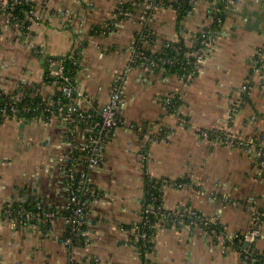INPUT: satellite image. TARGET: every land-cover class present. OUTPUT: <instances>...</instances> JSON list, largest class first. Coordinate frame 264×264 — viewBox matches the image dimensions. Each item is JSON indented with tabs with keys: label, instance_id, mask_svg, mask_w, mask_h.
<instances>
[{
	"label": "crops",
	"instance_id": "0c3cea01",
	"mask_svg": "<svg viewBox=\"0 0 264 264\" xmlns=\"http://www.w3.org/2000/svg\"><path fill=\"white\" fill-rule=\"evenodd\" d=\"M31 1L36 5L31 32L37 48L19 40L11 30H2L0 88L15 90L25 80L40 87L44 98L53 97L56 84L44 81L48 60L77 51L79 43L87 40L77 85L90 100L84 101L83 107L101 111L116 77L128 66L145 5L135 4V13L118 21L109 34L90 35V30L111 21L120 5L129 0ZM209 9L208 2H200L181 22L173 8L157 11L149 24L155 41L151 50L160 52L174 40L192 48L199 30L212 27ZM224 18L215 37L214 55L188 88L178 75L140 66L130 69L121 111L125 127L114 132L101 167L92 174L100 194L87 212L89 235L85 244L68 249L63 245L68 225L59 216L49 228L15 230L2 224L3 264H62L73 258L78 264H139L125 229L140 219L145 176L188 180L186 188L165 190L163 205L167 210L189 208L216 218L228 234H242L251 228V210H264V170L252 154L210 146L200 140L197 131L222 128L229 106L237 103L239 112L232 127L237 135L249 138L264 134V85L251 86L240 102L255 51H264L263 0H240L226 7ZM172 93L178 95L180 111L189 118L191 127L178 128L164 140L148 145L146 138L165 113L161 98ZM169 123L175 125L173 120ZM67 132L58 121H0V204L43 202L55 212L67 207L64 181L56 168L57 158L67 149ZM75 135L77 144L85 141L81 130ZM147 148L150 158L143 162ZM198 189L205 195L197 194ZM256 247L264 250V231ZM150 260L154 264H243L238 251L223 249L201 228L179 226L165 227L156 235Z\"/></svg>",
	"mask_w": 264,
	"mask_h": 264
},
{
	"label": "built area",
	"instance_id": "2783aa9c",
	"mask_svg": "<svg viewBox=\"0 0 264 264\" xmlns=\"http://www.w3.org/2000/svg\"><path fill=\"white\" fill-rule=\"evenodd\" d=\"M206 1L209 3V20L212 22V27L201 28L195 36L194 46L192 48L180 45L182 41L168 42L160 52H151L154 46V39L149 31V24L155 16L156 12L161 8H166L168 2L170 8L172 4H181L180 0H142L145 5L140 19L142 28L138 32L135 41L131 45L130 53L131 60L127 71L140 66L151 72L169 73L166 68L174 69L180 67L181 74H177L183 81L192 84L203 73L205 65L211 57V52L215 49V37L218 34V27L223 24V18L226 7H231L237 4L240 0H192L191 4L196 6L198 3ZM133 2V0L122 3L118 9L121 12L114 14L111 21L116 23L120 16H131L134 13L125 11L121 8L122 5ZM31 0H0V34L3 29H9L15 33L19 40H23L30 47L36 49L35 40L31 32V21L35 16V11L25 13L26 19L22 20L13 14L18 6L23 4H31ZM264 3V0H263ZM181 6V5H180ZM65 17H68L65 14ZM26 21L30 25H26ZM109 30V24L106 23L102 27L101 34H106ZM43 52V51H42ZM76 50L71 52L75 56ZM50 68V77L59 78L60 82H54L58 85V90L64 93L68 101L63 104L59 100H54L52 97L45 98L41 102H35L36 94H32L31 102L25 104L22 109H19V104L25 100V95L15 90L4 91L0 88V121L10 119H19L18 114L21 112H41L42 120L48 119V122L58 121L68 131L65 134V144L67 149L61 156L57 158L56 168L57 175L63 179L65 191L67 194L68 204L65 209L55 212L51 207L46 206L43 202H38L37 205L29 206L27 202L21 204L19 208L14 207V203L8 202L0 204V225L9 224L15 230L28 227H51L57 217H62L68 225V234L62 243L67 244L69 248L81 246L84 241H87V225L89 220L87 212L89 206L97 200L100 192L94 187L92 174L95 173L104 161L105 149L113 136L114 132L119 128H124L125 125L121 120V111L124 107L125 86L127 84V71L122 75L115 84L114 92L110 96L109 102L101 111H87L83 107L84 101L88 100V96L80 90L79 86L73 80L64 75V65L60 60H48ZM251 72L248 81L241 90V102L245 95L251 90V86L264 85V51L258 50L251 62ZM58 67L55 71L54 67ZM22 85H28L23 80ZM177 94L173 96L162 97L161 102L165 108L164 115L158 119L156 130L147 138L152 141L164 140L169 134L176 131L179 127L188 128L191 125L189 118L181 113L177 107ZM179 100V98H178ZM180 101V100H179ZM237 103L230 107L228 122L230 129L217 128L212 130L199 131V136L205 139L210 146H232L244 149V152L252 154L258 163L261 170H264V134H256L249 138H242L235 135L231 130V125L235 122L238 115ZM173 120L176 125H171L169 122ZM133 128L135 126H132ZM78 130H81L84 136V142L77 144L74 137ZM145 161L148 160L149 152L146 149L143 155ZM169 181H165L167 185ZM176 188L182 189L189 183L178 182L173 183ZM165 185V186H166ZM197 193L205 195V191L198 189ZM160 199L153 198L152 203H147L144 200V207L141 215V221L130 229H125L131 236V243L135 244L141 256V264H154L149 259V254L154 251V247L149 250L142 244L154 243V237L149 232L156 231L157 224L169 220L174 226L181 228H201L204 233L209 236L216 244H222L227 250L234 249L235 241L239 240L241 249L238 250L244 264H264V250L261 252V259L253 254L256 250V243L263 235L264 227V210L253 209L251 212L252 225L251 228L242 234H227L225 227L216 219L205 217L197 212L190 211L189 208L177 209L175 212L165 211L163 204H158ZM155 217L154 224L151 223V216ZM215 226L222 228L221 232L215 229ZM82 243V244H81ZM248 243L249 246L245 247ZM0 264L3 260L0 254ZM69 264H78L73 259Z\"/></svg>",
	"mask_w": 264,
	"mask_h": 264
},
{
	"label": "trees",
	"instance_id": "16d2710c",
	"mask_svg": "<svg viewBox=\"0 0 264 264\" xmlns=\"http://www.w3.org/2000/svg\"><path fill=\"white\" fill-rule=\"evenodd\" d=\"M181 4H172V8L174 10L177 11V14H178V20L179 22L185 20L190 14L191 12L194 10L195 6L193 4H191V1L192 0H180ZM208 1H213V0H208ZM142 0H133V2H129L127 4H124L121 6V8H123L125 11H130L131 13H135L136 11V8H135V4H138V3H141ZM181 5V6H180ZM35 7L36 5L34 3H31L29 5H26V4H23L21 6H18L15 10V12H13V14L17 17H20L22 20L26 19V15L25 13H31L32 11H35ZM166 8H169V4L168 2H166V5H165ZM121 11H117L116 14H119ZM125 18V16H120L119 17V22L121 20H123ZM221 18H223V21H224V14L221 16ZM109 24V30L107 31V34H109L112 30L115 29V26H116V22L115 21H109L108 22ZM26 25H30V22L26 21ZM69 25L71 27L72 25V22L70 21L69 22ZM218 25L216 24L214 26L215 29H219L217 28ZM102 31V27L98 26V27H95L93 28L92 30H90L89 34L90 35H99L100 32ZM82 35V34H80ZM87 46V40H83L81 41V43H79V48L78 50L76 51L75 53V56H72L71 53H68L67 55L63 56L61 59H59L60 61L63 62V65H64V75L66 77H69L73 80V84L75 83L77 85V80H78V74L79 72L81 71V69L83 68L82 67V61H83V53H84V49L85 47ZM176 46H182L183 49L187 50L185 47L186 45L184 44V42H182L180 45H176ZM151 52L153 53V51L151 50ZM51 60H53L51 58ZM166 70L169 72L170 75H177V74H181V70H180V67H176L174 69H170V68H166ZM44 81L46 84L48 85H52L54 84V82H60L59 81V78H51L50 77V68H49V65L47 66L46 70H45V74H44ZM78 86V85H77ZM57 87V91L55 93V95H53V99L54 100H59L61 101L63 104H66L67 101H68V98L67 96L62 93L61 91L58 90V85H56ZM17 92H21L25 95V100L19 104V109H22L23 106L29 102H31V96L32 94H36V97H35V102H41L43 99H45L41 93H40V87L38 86H30V85H22L20 84L19 85V89ZM179 98V97H178ZM178 98H176L177 100V107L180 106V104L182 105L181 101L178 100ZM42 113L41 112H21L18 114V117L20 120H27V121H32V120H42ZM45 122H48V119H45ZM165 181H169V180H164V179H161V180H157V179H152L150 176H147L146 177V194H145V198H146V201L147 203H152V199L153 198H159L160 200L157 202L156 205L158 204H163V187L166 185L165 184ZM178 182H186L188 183V180L186 179H183V180H178ZM31 206L32 205H37L38 202H34V203H29ZM21 206V203H14V207L15 208H19ZM151 219V223L154 224L155 222V217L152 215L150 217ZM25 227H28L27 225H24ZM173 224L172 222L170 221L167 225H166V228L168 227H172ZM215 229L218 230V232H221L222 231V228L220 226H215ZM156 233L155 230H151L149 232V234H151L152 236ZM82 244V243H81ZM85 244V241L82 245ZM81 245V246H82ZM143 246H145V248L147 250H149V248L151 247H154L155 246V243H144L142 244ZM239 249H241V246L239 244V240H236L235 241V246H234V250L238 251ZM242 250V249H241ZM261 252L260 250L257 249L256 247V250L254 252V256L261 259L263 257V255H261Z\"/></svg>",
	"mask_w": 264,
	"mask_h": 264
},
{
	"label": "rangeland",
	"instance_id": "374dc122",
	"mask_svg": "<svg viewBox=\"0 0 264 264\" xmlns=\"http://www.w3.org/2000/svg\"><path fill=\"white\" fill-rule=\"evenodd\" d=\"M199 4V3H198ZM162 9V8H161ZM135 39H136V37H135ZM135 39H134V41H135ZM194 39H195V37H194ZM133 41V42H134ZM195 41V40H194ZM133 42H132V44H133ZM172 42H175V40L174 41H172ZM131 44V45H132ZM215 48H216V44H215ZM214 53H215V49L211 52V57L214 55ZM256 53H258V50H256L255 51V54L254 55H256ZM131 54L132 53H130V58H129V62H128V65H129V63H130V60H131ZM211 57H210V59H211ZM254 57V56H253ZM209 59V60H210ZM208 60V61H209ZM127 69H128V66L126 67V69H125V71H123L122 73H120L117 77H116V79H115V84L117 83V81L119 80V78L122 76V75H124L125 74V72L127 71ZM130 72V70L129 71H127V74ZM129 75V74H128ZM200 76V75H199ZM181 79V78H180ZM127 81H128V77H127ZM181 81L183 82V84H184V87L185 88H188L189 86H191V84L190 83H188L187 81H183L182 79H181ZM128 83V82H127ZM115 84H114V86H113V89H112V93L114 92V88H115ZM126 86H127V84H126ZM126 86H125V88H126ZM81 90V89H80ZM81 91H83V90H81ZM125 91V90H124ZM112 93H111V95H112ZM173 94H176V93H172V94H166L165 96H162V97H168V96H173ZM109 102V101H108ZM240 102H241V100H240ZM230 107L231 106H229V110H228V112H227V115H226V119H225V121H226V124L222 127L223 129H230V127H229V125H230V123L228 122V120H229V118H228V115H229V112H230ZM164 110H165V108H164ZM175 125H176V122H175ZM232 127H234L233 126V124L231 125ZM190 127H191V125H190ZM231 127V130L233 131V133L235 134V135H237V133L233 130V128ZM179 128H185V127H179ZM201 129H199L198 131H197V134H198V136H199V131H200ZM239 136V135H238ZM241 137V136H240ZM199 138H200V140L201 141H206L205 139H202L200 136H199ZM146 140H147V142H148V145H151V144H154V143H157V142H159V141H152V140H149V139H147L146 138ZM164 142V141H163ZM222 147H224V146H222ZM226 147H229V148H238V149H240V150H244V149H242V148H239V147H232V146H226ZM149 158H150V156L148 157V160H149ZM142 160H143V162H146V161H148V160H146L145 161V158L142 156ZM146 177L147 176H145V188H146ZM152 178V177H151ZM152 179H155V178H152ZM158 180V179H157ZM171 182H169L166 186H164L163 187V196H164V192H165V190L167 189V188H176V186L173 184V183H175L176 181H178V180H176V181H172V180H170ZM144 188V199H143V203H142V211H143V207H144V200H145V194H146V189ZM186 188V187H185ZM176 189H178V188H176ZM183 189V188H182ZM197 192V191H196ZM197 194H199V193H197ZM200 195V194H199ZM157 203H155V206L154 207H158L159 205H156ZM163 208H164V210L165 211H169V212H175V210H177V209H174V210H167L166 208H165V206H163ZM253 210V209H252ZM252 210H251V212H252ZM190 211H192L191 209H190ZM141 215H142V212H141ZM141 221V216H140V219H139V221L137 222V223H139ZM170 221L169 220H166V221H163L162 223H159V224H157V227H156V235L160 232V231H162V230H164V228L166 227V225L169 223ZM137 223H135L134 224V226L137 224ZM252 219H251V225H252ZM9 225V224H8ZM9 226H11V225H9ZM133 226V227H134ZM12 227V226H11ZM173 227H177V226H174L173 225ZM13 228V227H12ZM247 232V231H246ZM228 234V233H227ZM88 235H89V233H88ZM88 235H87V237H88ZM156 235H155V237H154V240H153V242L155 243V241H156ZM63 245L68 249L69 247L67 246V244H65V243H63ZM131 245H132V247H133V249H135V251H136V253H137V255L139 256V264H141V256H140V254H139V252H138V249H137V247H136V245L135 244H133V243H131ZM219 245H221L222 247H223V249H225V250H227L222 244H220L219 243ZM154 251H155V246H154ZM154 251H152L150 254H149V259H150V257H151V254H153V252ZM74 259V258H73ZM74 261L76 262V260L74 259ZM70 263V261L69 262H67V263H62V264H69ZM243 264H244V262H243Z\"/></svg>",
	"mask_w": 264,
	"mask_h": 264
},
{
	"label": "water",
	"instance_id": "95a60500",
	"mask_svg": "<svg viewBox=\"0 0 264 264\" xmlns=\"http://www.w3.org/2000/svg\"><path fill=\"white\" fill-rule=\"evenodd\" d=\"M61 58H62L61 56H57V57H56L57 60H59V59H61ZM54 70L57 71V70H58V67H57V66L54 67ZM248 246H249V244L246 243V244H245V247H248Z\"/></svg>",
	"mask_w": 264,
	"mask_h": 264
}]
</instances>
